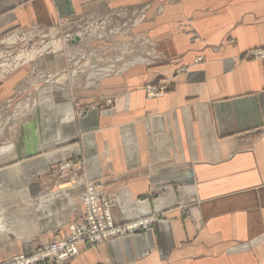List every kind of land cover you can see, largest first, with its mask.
<instances>
[{
  "label": "crops",
  "instance_id": "1",
  "mask_svg": "<svg viewBox=\"0 0 264 264\" xmlns=\"http://www.w3.org/2000/svg\"><path fill=\"white\" fill-rule=\"evenodd\" d=\"M243 2L244 17L199 41L214 45L205 62L150 74L149 83L167 79L160 99L146 100V79L135 69L116 86L105 81L101 92L56 90L38 102L18 145L0 151V167L21 161L0 169L1 256L32 253L42 239L65 234L82 215L78 185L101 179L117 224L156 221L102 245L82 244L69 264H264V61L242 57L264 48V0ZM100 6L0 0V35L53 27ZM227 32L232 44L221 41ZM110 96L112 110L79 116ZM68 160L83 165L51 172ZM66 180L73 186L49 194Z\"/></svg>",
  "mask_w": 264,
  "mask_h": 264
},
{
  "label": "rangeland",
  "instance_id": "2",
  "mask_svg": "<svg viewBox=\"0 0 264 264\" xmlns=\"http://www.w3.org/2000/svg\"><path fill=\"white\" fill-rule=\"evenodd\" d=\"M243 1L95 0L100 2L99 9L67 17L53 27L15 28L3 33L0 35V151L18 145L32 121V109L56 90H69L73 96L85 91L101 92L105 81L111 80L108 84L116 86L118 76L124 79L138 69L146 79L142 86L146 100L164 97L168 91L167 79L158 84L149 83L150 74L170 66L179 74L190 66L184 62H205L203 52L212 51L214 45L198 46L199 41L223 33L232 19L244 17ZM102 5L107 8L102 9ZM221 41L233 43L228 32ZM242 57L264 61V48L250 49ZM115 101L112 96L100 98L77 112L83 116L91 110H112ZM14 160L0 169L21 164L19 158ZM81 164L82 160L63 161L56 167L53 165L51 172L69 171ZM65 182L49 194L73 186L72 181ZM78 186L82 215L68 224V231L42 239L32 253L0 255V264H69L80 255L82 244L102 245L147 231L156 221L152 216L117 224L115 198L104 190L101 179H90ZM0 228L3 229L1 222ZM16 238L11 237L10 241ZM58 244L65 246L54 252Z\"/></svg>",
  "mask_w": 264,
  "mask_h": 264
},
{
  "label": "built area",
  "instance_id": "3",
  "mask_svg": "<svg viewBox=\"0 0 264 264\" xmlns=\"http://www.w3.org/2000/svg\"><path fill=\"white\" fill-rule=\"evenodd\" d=\"M65 245H63V244H58V245H56L54 248H53V250H54V252L56 251H59V250H61L63 247H64ZM74 251H76V249L74 248ZM69 255H70V253H69Z\"/></svg>",
  "mask_w": 264,
  "mask_h": 264
},
{
  "label": "bare ground",
  "instance_id": "4",
  "mask_svg": "<svg viewBox=\"0 0 264 264\" xmlns=\"http://www.w3.org/2000/svg\"><path fill=\"white\" fill-rule=\"evenodd\" d=\"M44 51V50H43ZM31 55H33V54H31Z\"/></svg>",
  "mask_w": 264,
  "mask_h": 264
}]
</instances>
